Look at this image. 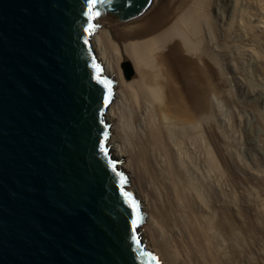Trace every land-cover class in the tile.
<instances>
[{"label":"bare ground","instance_id":"6f19581e","mask_svg":"<svg viewBox=\"0 0 264 264\" xmlns=\"http://www.w3.org/2000/svg\"><path fill=\"white\" fill-rule=\"evenodd\" d=\"M215 1L231 3L227 35ZM97 25L92 47L115 82L108 145L145 215L142 241L162 264H264V161L247 169L232 139L223 66L264 63V0H156Z\"/></svg>","mask_w":264,"mask_h":264},{"label":"water","instance_id":"95a60500","mask_svg":"<svg viewBox=\"0 0 264 264\" xmlns=\"http://www.w3.org/2000/svg\"><path fill=\"white\" fill-rule=\"evenodd\" d=\"M155 1L0 0V264H162L110 152L115 82L92 47L98 19Z\"/></svg>","mask_w":264,"mask_h":264},{"label":"rangeland","instance_id":"374dc122","mask_svg":"<svg viewBox=\"0 0 264 264\" xmlns=\"http://www.w3.org/2000/svg\"><path fill=\"white\" fill-rule=\"evenodd\" d=\"M213 8L212 21L218 35L222 36L224 33L227 35L230 22L228 15L232 9L231 3L229 6L227 5V8H224L215 1ZM255 19L257 18L254 17L253 20ZM262 30H264V26L260 25L259 31ZM238 43L240 41L235 44ZM228 56L226 60H223V66L226 67L224 80L226 81V88L230 90L227 95L236 104L230 112L235 114L239 121L237 130L229 129V132L232 131L230 133L232 139L241 150L243 163L247 169L252 171L250 164L257 157L255 154L264 161V63H260L254 56L246 54L239 59L238 66L240 69H238ZM228 124L230 122L227 119V126L230 127ZM145 244L148 248V244Z\"/></svg>","mask_w":264,"mask_h":264},{"label":"snow or ice","instance_id":"6c2138e0","mask_svg":"<svg viewBox=\"0 0 264 264\" xmlns=\"http://www.w3.org/2000/svg\"><path fill=\"white\" fill-rule=\"evenodd\" d=\"M100 2H104V0H100ZM91 4H92L93 7H95V5L97 4V0H91ZM89 11L91 12L92 9L90 8ZM94 15L95 16H99L100 13L99 12H96ZM113 167H115V166L113 165ZM137 243H139V241H137Z\"/></svg>","mask_w":264,"mask_h":264}]
</instances>
